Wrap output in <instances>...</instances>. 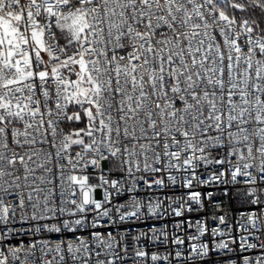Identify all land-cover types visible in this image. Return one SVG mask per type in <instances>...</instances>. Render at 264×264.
Instances as JSON below:
<instances>
[{
  "label": "snow or ice",
  "instance_id": "6c2138e0",
  "mask_svg": "<svg viewBox=\"0 0 264 264\" xmlns=\"http://www.w3.org/2000/svg\"><path fill=\"white\" fill-rule=\"evenodd\" d=\"M212 256L264 264V0H0V264Z\"/></svg>",
  "mask_w": 264,
  "mask_h": 264
},
{
  "label": "built area",
  "instance_id": "2783aa9c",
  "mask_svg": "<svg viewBox=\"0 0 264 264\" xmlns=\"http://www.w3.org/2000/svg\"><path fill=\"white\" fill-rule=\"evenodd\" d=\"M216 199L217 200H221L223 201V203L219 206V208H215L214 210L216 211H223L224 213L227 214V218L231 219H239V212L240 211H245L248 209V205L247 204H242L241 202V198L237 196V193L234 190H230L229 194L227 196L224 195L223 190H219L217 191L216 194ZM192 215H196L195 213H193ZM19 216V213H18ZM154 223L153 221H147V222H136L134 224L131 225V235H136L137 232L142 231L144 229L147 228L148 224ZM157 227H159V223H157L156 225ZM16 228H20L21 225L19 223H17L15 225ZM29 224H24L23 228H28ZM128 225H123L120 226L121 229L123 228H127ZM172 229V224H169V228L168 230L171 231ZM58 238V234L55 233H38L36 234V236H32V235H28V236H18L16 237L15 240H11L8 243L11 244H17L19 243V241L23 240L25 243H27L30 240H43V239H47V240H56ZM27 253H24V255H26ZM39 255V253H37ZM129 264H131V262H129ZM207 264H218V258L215 256L210 257L207 260Z\"/></svg>",
  "mask_w": 264,
  "mask_h": 264
}]
</instances>
